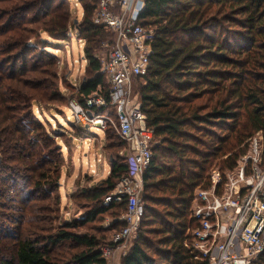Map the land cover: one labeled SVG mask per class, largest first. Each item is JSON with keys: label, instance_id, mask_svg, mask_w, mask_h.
<instances>
[{"label": "trees", "instance_id": "16d2710c", "mask_svg": "<svg viewBox=\"0 0 264 264\" xmlns=\"http://www.w3.org/2000/svg\"><path fill=\"white\" fill-rule=\"evenodd\" d=\"M69 2L0 0V207L11 190L18 198L10 209L15 236L0 235V264H108L104 233L79 228L125 209L124 200L104 204L128 171L120 149L108 156L105 178L72 194L83 200L82 217L57 221L62 153L55 140L61 136L54 139L33 106L63 103L54 64L35 54L36 42L49 47L41 34L65 43L74 28L84 40L80 101L98 91L107 96L108 88L95 54L105 35L92 20L98 0H78L79 23L71 20ZM138 22L155 33L148 71L132 83L155 145L143 174L145 213L120 264H208L185 245L186 230L195 225L189 217L194 189L208 186L211 166L232 169L256 135L264 167V0H146ZM258 262L264 264V253Z\"/></svg>", "mask_w": 264, "mask_h": 264}, {"label": "built area", "instance_id": "2783aa9c", "mask_svg": "<svg viewBox=\"0 0 264 264\" xmlns=\"http://www.w3.org/2000/svg\"><path fill=\"white\" fill-rule=\"evenodd\" d=\"M145 2L98 0L93 23L115 36L112 48L100 59L107 96L99 91L85 97L84 103H71L77 120L87 119L93 108L114 104L116 131L128 146L122 151L128 171L105 199L125 201L124 225L112 235L113 246L124 244L140 227L145 213L141 203L143 174L153 157V129L131 98L133 79L147 73L155 40L153 28L138 22ZM101 114L104 109L97 115ZM258 137L251 139L252 149H246L232 169L212 168L208 186H197L193 191L189 217L195 225L186 230L185 245L208 264H259L264 253V168ZM113 246L102 247V257L110 258Z\"/></svg>", "mask_w": 264, "mask_h": 264}, {"label": "rangeland", "instance_id": "374dc122", "mask_svg": "<svg viewBox=\"0 0 264 264\" xmlns=\"http://www.w3.org/2000/svg\"><path fill=\"white\" fill-rule=\"evenodd\" d=\"M69 1L71 20L75 23H79L84 15L83 7L78 0ZM71 31L72 35H69V39L65 41V43L60 39H53L46 33H42L41 37L46 42H49V47L44 46L46 44L45 42H36L37 50L35 52L37 56L43 58L45 65L49 63L54 64L53 69L56 72L55 82L59 88L60 96L62 97L61 102L64 104L61 105L59 102L50 106L47 105L48 103L43 102L44 104L42 105L44 108H40L37 105L33 106L35 117L45 126L48 132L53 134L54 139L58 137L56 135L61 136L55 140L58 145H60L58 148L62 153V166L59 169L60 185L54 190V193L58 194L60 197V211L58 212L59 217L57 221H63L65 218L78 219L82 217L85 211L82 205L83 200L77 199V201H75V199L72 198V194L79 192L83 188H91V186L105 178L110 167L108 156L112 157L114 153L118 151L121 152L120 149H128L126 144L124 146H119L122 140L116 131L117 117L116 106L114 104H107V106L99 108L104 109V114H101L104 116L97 115V110H90V116L82 120L75 119V115L71 111L72 102H79V104L84 103V98L80 97L82 98L80 101L76 96V92L79 84L85 80L87 76V60L84 54L85 42L79 39L74 33V28ZM103 31L105 35L101 43L95 47V54L99 56L100 59L108 54L115 42V36L112 31L105 29ZM42 50H44L45 53H41ZM46 53L53 56L51 57L52 59L49 60V57H46L48 56ZM28 55H31V53H28ZM97 93H99V91ZM132 97H134V99ZM136 97L137 93L132 84L131 98L133 101H137ZM100 113H102V111H100ZM99 117L102 118L97 121L98 119L95 118ZM78 134L81 135L80 139L76 138ZM254 137H257V135ZM259 140L260 138L258 137V141ZM152 145H155V142ZM252 147L253 143L249 145L248 149H252ZM212 168L219 167L211 166V169ZM263 168L262 166V169ZM17 183L21 189L27 190L29 187V185H27L28 182L24 180H20ZM144 189L145 187H143V193H145ZM16 192L17 189L11 190L3 199L2 202L4 204L0 207V235L2 236H15L16 233L14 222L15 214H12V210H10L17 206L15 205V202L18 201ZM105 199L106 197L104 198V204L106 205H109L112 201H119L112 200L111 202H105ZM141 203H143L145 209L146 203L144 197ZM123 215H125L124 205L121 208H115L109 210L105 214L97 216L95 221L87 223L84 227L79 229L83 233L88 232L98 236H102L104 233V242L106 243H104L102 247L113 246V244H106L112 240L114 232H118L123 227L121 225L122 223L124 224V222L121 221ZM111 227H114V229H111ZM137 235L138 231L131 234L124 244L119 246L114 245L113 248L115 249L113 254L110 258L106 259L108 264H120L122 256L129 249Z\"/></svg>", "mask_w": 264, "mask_h": 264}, {"label": "bare ground", "instance_id": "6f19581e", "mask_svg": "<svg viewBox=\"0 0 264 264\" xmlns=\"http://www.w3.org/2000/svg\"><path fill=\"white\" fill-rule=\"evenodd\" d=\"M99 119V118H98Z\"/></svg>", "mask_w": 264, "mask_h": 264}]
</instances>
